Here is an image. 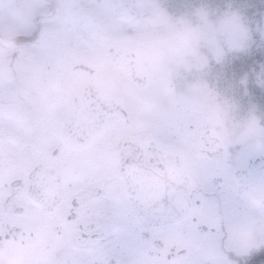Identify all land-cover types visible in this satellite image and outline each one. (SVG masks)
I'll return each mask as SVG.
<instances>
[{"label": "flooded vegetation", "instance_id": "flooded-vegetation-1", "mask_svg": "<svg viewBox=\"0 0 264 264\" xmlns=\"http://www.w3.org/2000/svg\"><path fill=\"white\" fill-rule=\"evenodd\" d=\"M159 4L0 0V264H264V143L191 118L173 40L111 36Z\"/></svg>", "mask_w": 264, "mask_h": 264}, {"label": "rangeland", "instance_id": "rangeland-1", "mask_svg": "<svg viewBox=\"0 0 264 264\" xmlns=\"http://www.w3.org/2000/svg\"><path fill=\"white\" fill-rule=\"evenodd\" d=\"M156 1L160 3L156 27L126 32L112 23L111 36L139 39L145 33V42L173 40L168 60L185 88L183 99L190 97L191 118L211 119L218 111L232 130L264 143V0L143 3L154 6ZM199 107L201 115L195 110Z\"/></svg>", "mask_w": 264, "mask_h": 264}, {"label": "water", "instance_id": "water-1", "mask_svg": "<svg viewBox=\"0 0 264 264\" xmlns=\"http://www.w3.org/2000/svg\"><path fill=\"white\" fill-rule=\"evenodd\" d=\"M117 8H118L117 9V12H116L117 18H121V16H119V15H125V14H123V12L125 11V9L123 8L122 5L121 6L120 5H117ZM144 16L148 18L149 23H152L153 20L155 19L156 14L155 13H152V12H147V13H145ZM95 32H96V28H95ZM249 174H251L250 181L248 180L247 183L244 182V184L242 185V188L244 189V191L246 193H250V194L252 193V194H254L256 200L257 199L259 201L264 200V193H262V192H256V190L260 186H262L260 184V181H259L260 176L262 175V171L261 172L260 171L255 172V171H252L251 170V172Z\"/></svg>", "mask_w": 264, "mask_h": 264}, {"label": "trees", "instance_id": "trees-1", "mask_svg": "<svg viewBox=\"0 0 264 264\" xmlns=\"http://www.w3.org/2000/svg\"><path fill=\"white\" fill-rule=\"evenodd\" d=\"M175 13H177V10L176 9H173Z\"/></svg>", "mask_w": 264, "mask_h": 264}]
</instances>
